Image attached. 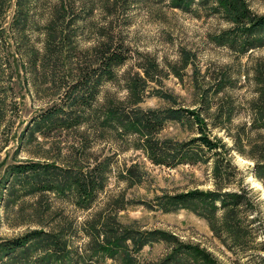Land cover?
<instances>
[{
    "label": "rangeland",
    "instance_id": "rangeland-1",
    "mask_svg": "<svg viewBox=\"0 0 264 264\" xmlns=\"http://www.w3.org/2000/svg\"><path fill=\"white\" fill-rule=\"evenodd\" d=\"M75 1L70 16L80 10L82 0ZM94 1V20L100 24L113 21L131 55L118 67V80L103 83L100 101L106 97L124 99L127 90L121 77L126 71H140L144 75L138 64L150 67L152 76H166L161 83L148 82V91L140 106L201 110L210 134L230 149L226 155L237 169L234 180L238 182L241 178L258 193L264 220V184L256 176L255 161L250 158L252 144L261 142L264 137V127L253 125L252 109L254 104L264 107L259 91L264 88V45L242 51L236 44L221 42L223 40L217 36L230 28L231 23L220 13L198 6V0L191 1L190 8L171 5L170 0H134L130 4L118 0V5L109 8L100 6V0ZM243 1L252 12L264 14V0ZM59 2L0 0V243L33 229L50 231L53 229L50 227L57 224L55 215L59 213L65 214L64 220L80 223L93 210L104 207L109 199L123 193L126 206L117 215L122 224L135 230L161 229L183 241L198 243L220 264H247L245 258L229 251L213 235L206 219L191 208L179 206L166 211L159 207V196L196 188L215 189L214 158L169 167L153 163L133 142L124 144L109 132L92 136L91 147L82 151L77 150L80 142L75 129L47 131L44 130L46 125L37 129L35 120L60 101L65 82H71L76 76L77 62L91 60L88 48L95 42V33L85 30L81 23H66L63 29L69 36L63 39L61 34L46 50L45 26L53 5ZM151 61L157 62L160 71H156ZM196 77L209 97L208 103L202 101L200 92L196 94ZM224 81L227 82L225 88L216 92L218 82ZM161 93L171 94L172 99ZM194 132L190 122L172 119L165 123L159 137L182 142L195 136ZM236 136L243 138L242 151L237 150ZM109 158L112 170L106 187L89 210L79 208L72 196L53 192L29 194L27 190L35 180L28 176L20 179L10 173L12 166L19 163L61 165L78 159L84 164H94L96 159ZM131 164H138L142 176L128 186L120 173L125 165ZM234 188L238 186L232 184L225 190ZM72 238L73 243L68 247L73 249L87 241L82 232ZM128 244L133 243L128 240ZM43 252L33 247L21 249L5 258L2 264H43L38 260ZM169 252L164 241H153L136 250L134 256L139 264H158ZM90 264L118 263L106 256Z\"/></svg>",
    "mask_w": 264,
    "mask_h": 264
},
{
    "label": "trees",
    "instance_id": "trees-1",
    "mask_svg": "<svg viewBox=\"0 0 264 264\" xmlns=\"http://www.w3.org/2000/svg\"><path fill=\"white\" fill-rule=\"evenodd\" d=\"M132 1L134 0H124L126 4ZM191 1L194 0H170L171 5L183 8H190ZM100 2L102 7L118 5V0ZM75 3V0H60L53 5L45 26V47L46 50L49 49L51 43L61 34L63 39L69 36L63 29L66 23H81L85 30L95 33L94 45L88 48L91 60L77 62L76 76L71 82H65L60 101L35 120L37 129L46 126L44 130L47 131L56 128L75 129L79 132L80 142L77 150L82 151L91 147L92 136H104L109 132L124 144L133 142L137 149L144 150L153 163L169 167L206 162L214 158L215 189L196 188L159 196V207L166 211L179 206L191 208L206 219L213 235L229 251L237 257L245 258L247 264H264V220L261 217L258 193L248 184H244L241 178L238 182L234 180L237 169L226 155L230 153V149L219 138L210 134L209 124L201 110L182 106L142 108L140 103L147 94L148 82L161 83L166 77L152 76L150 67L145 65L138 64L144 75L140 71H126L121 77L127 90L124 99L106 97L100 101L99 94L103 83L117 81L118 67L125 64L131 55L113 21L100 24L94 20V0L80 1V10L70 16V10ZM197 4L211 12L220 13L231 23L230 28L217 36V39L223 40L221 42L233 46L236 44L242 51L264 45V14L252 12L243 0H198ZM150 63L156 66V71H160L157 62ZM194 82L197 86L196 94L199 95L200 92L202 101L208 103L209 97L203 92L197 77ZM226 85V81L218 82L216 92L223 90ZM259 91L264 98V88ZM161 95L172 99L171 94ZM252 109L253 125L264 127V107L254 104ZM172 119L182 123L190 122L195 136L182 142L161 139L160 131ZM44 135L50 133L44 132ZM262 139L261 142L252 144L250 158L255 161L256 176L264 184L263 136ZM235 142L237 150L242 151L243 138L236 136ZM72 161L74 162H62L61 165L53 162L19 163L12 166L10 173L20 179L28 176L35 180L27 190L29 194L53 192L59 196H72L79 208L93 209L99 193L106 187L112 170L111 159H96L94 164H84L78 159ZM120 175L128 186H132L142 173L138 164H131L125 165ZM232 184H236L238 188L225 190ZM125 206L126 200L122 193L109 199L104 207L93 210L80 223L74 224L73 219H70L73 223L64 220V213L56 214L58 222L50 225L53 228L50 231L33 229L22 236L0 243V264L6 262L4 259L13 256L16 251L31 247L44 250L38 259L43 264L57 261L61 264H88V261L100 262L106 256L113 258L118 264H139L134 256L136 250L153 241H164L170 248V252L158 264H220L211 252L198 243L183 241L165 230H135L122 224L117 215ZM68 222L70 225L67 226ZM80 232L87 237V241L74 249L69 248L73 243L71 238ZM128 240L133 244H128Z\"/></svg>",
    "mask_w": 264,
    "mask_h": 264
}]
</instances>
